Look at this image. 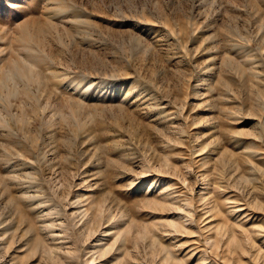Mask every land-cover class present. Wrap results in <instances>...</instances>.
<instances>
[{"label":"rangeland","instance_id":"374dc122","mask_svg":"<svg viewBox=\"0 0 264 264\" xmlns=\"http://www.w3.org/2000/svg\"><path fill=\"white\" fill-rule=\"evenodd\" d=\"M0 264H264V0H0Z\"/></svg>","mask_w":264,"mask_h":264},{"label":"bare ground","instance_id":"6f19581e","mask_svg":"<svg viewBox=\"0 0 264 264\" xmlns=\"http://www.w3.org/2000/svg\"><path fill=\"white\" fill-rule=\"evenodd\" d=\"M92 84H93V83H92ZM82 86H83V85H82ZM93 86H94V85H91L92 88H90V89L93 90ZM92 90H90V91L92 92ZM93 91H94V90H93ZM85 93H86V94H87V93L89 94V89H88L87 91H85ZM86 94H85V95H86ZM90 95H91V94H90ZM90 97H91V96H90ZM94 97H95V96H94ZM126 97H127V96H126ZM236 138H237V137H236ZM248 149H249V148H248ZM245 151H247V149H246ZM248 151H249V150H248ZM254 158H255V157H254ZM233 163H234V162H233ZM247 163H248V162H247ZM30 165H31V164H30ZM235 165H236V164H235ZM233 166H234V165H233ZM236 168H237V167H236ZM28 188H29V187H28ZM27 196H28V195H27ZM35 200H37L36 197L34 198V197H31V196H30V197H25L23 201L26 202L25 204H28V205L30 204V205H32V204H34V201H35ZM20 201H22V200H20ZM23 204H24V203H23ZM104 204H105V203H104ZM98 206H99V205H98ZM115 206H116V205H115ZM115 206H114V207H115ZM23 207H24V206H23ZM25 207L27 208V205H25ZM28 207H29V206H28ZM99 207H100V206H99ZM101 207H102V206H101ZM114 207H112V209H113ZM110 208H111V207H110ZM95 209H96V208H95ZM109 210H110V209H109ZM100 211H101V209H100ZM98 212H99V211H98ZM98 212H97V213H98ZM87 213H88V210L86 209V213H85V214H87ZM100 215H101V214H100ZM85 216H86V215H85ZM96 217H97V216H96ZM122 218H123V217H122ZM86 219H87V218H86ZM88 219H89V218H88ZM92 221H95V220H91V222H92ZM97 221H98V220H97ZM93 223H94V222H93ZM89 224H90V222H89ZM94 224L96 225L97 222L94 223ZM91 226H92V225L90 224V227H91ZM90 227H89V229H90ZM91 229H92V227H91ZM94 229H95V228H94ZM92 230H93V229H92ZM167 262H168V261H167Z\"/></svg>","mask_w":264,"mask_h":264}]
</instances>
